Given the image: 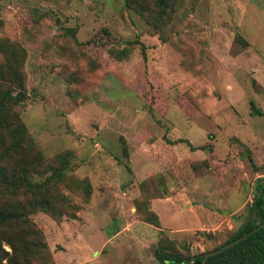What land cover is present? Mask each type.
<instances>
[{
	"label": "rangeland",
	"instance_id": "1",
	"mask_svg": "<svg viewBox=\"0 0 264 264\" xmlns=\"http://www.w3.org/2000/svg\"><path fill=\"white\" fill-rule=\"evenodd\" d=\"M169 3L160 19L151 0L145 14L124 0H0V87L23 99L0 112V154L31 194L11 196L28 214L7 227L20 264H160L158 248L207 253L253 220L264 0Z\"/></svg>",
	"mask_w": 264,
	"mask_h": 264
},
{
	"label": "trees",
	"instance_id": "2",
	"mask_svg": "<svg viewBox=\"0 0 264 264\" xmlns=\"http://www.w3.org/2000/svg\"><path fill=\"white\" fill-rule=\"evenodd\" d=\"M139 1L140 0H124L128 7L133 8L136 12L145 14L148 8L146 5L143 8H140ZM151 1L156 4V8L160 11V19L166 16L167 11L170 13L172 8H174V5H172L173 1L171 5L169 0ZM160 19H158L156 23L159 24L160 21H162ZM237 40L239 39L237 38ZM2 52L3 50L0 48V53ZM6 56L10 58L13 55L7 54ZM8 65L9 61L6 63L5 67H8ZM17 83H20V81H17ZM22 101L23 99L12 96L10 90L0 87V112L10 109V104L18 105ZM1 131L2 128L0 126V134ZM181 142L188 144L191 150H205L208 148L207 146L193 147L188 141ZM10 159V154H0V264H20L22 253H19L11 244V234L8 232L9 229L7 227L12 224L15 225L19 221L27 222L28 220V214L22 209L23 205H21V202H16L11 198L15 190H19V193L23 195H26V192L29 193V191L25 188L19 178L15 181L13 175L9 176L8 173H6V165L8 166ZM63 174L64 172L60 173V176H63ZM31 187L33 188L31 193H33L40 188V185H31ZM252 212L254 214L253 220H249L244 225L239 227L235 234H233L223 245H220L216 249H219L220 247L240 238L244 234L252 231L258 225L264 223V198H255L250 213ZM148 223L152 224L151 222ZM153 223L155 227H159L157 220H154ZM22 234L24 236L23 243L21 244L24 247L23 252L26 250L33 252L34 247L29 248V243H32L33 238H29L26 233ZM25 240H28V242ZM3 243H6L11 247V254L3 248ZM205 254L206 253L191 257H182L176 253H166L159 248L154 251V257L160 264H264V228L235 246L230 247L217 255L211 256L204 261ZM4 260H6V263H4ZM22 264L32 263L27 262Z\"/></svg>",
	"mask_w": 264,
	"mask_h": 264
},
{
	"label": "water",
	"instance_id": "3",
	"mask_svg": "<svg viewBox=\"0 0 264 264\" xmlns=\"http://www.w3.org/2000/svg\"><path fill=\"white\" fill-rule=\"evenodd\" d=\"M263 228H264V223L258 225V226H257L256 228H254L252 231H250V232L244 234L243 236H241L240 238H238V239H236V240H234V241H232V242H230V243H228V244H226V245L220 247L219 249H216V250H214V251H211V252L206 253V254L204 255V261H205L207 258L211 257V256L217 255V254H219V253H221V252H223V251L229 249L230 247L235 246L236 244L242 242L243 240H245L246 238L250 237L251 235L255 234L256 232H258L259 230H261V229H263Z\"/></svg>",
	"mask_w": 264,
	"mask_h": 264
}]
</instances>
